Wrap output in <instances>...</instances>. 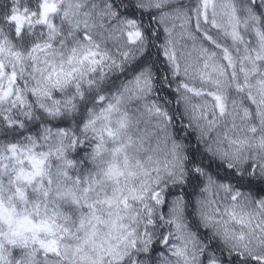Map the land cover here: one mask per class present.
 <instances>
[{"label": "snow or ice", "instance_id": "1", "mask_svg": "<svg viewBox=\"0 0 264 264\" xmlns=\"http://www.w3.org/2000/svg\"><path fill=\"white\" fill-rule=\"evenodd\" d=\"M0 264H264V0H0Z\"/></svg>", "mask_w": 264, "mask_h": 264}]
</instances>
